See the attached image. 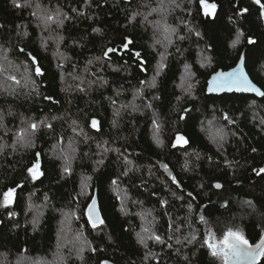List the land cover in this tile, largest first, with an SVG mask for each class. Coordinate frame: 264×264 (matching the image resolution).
<instances>
[{"label": "trees", "instance_id": "16d2710c", "mask_svg": "<svg viewBox=\"0 0 264 264\" xmlns=\"http://www.w3.org/2000/svg\"><path fill=\"white\" fill-rule=\"evenodd\" d=\"M242 53L264 92V0H0V264H249L264 96L206 93Z\"/></svg>", "mask_w": 264, "mask_h": 264}, {"label": "water", "instance_id": "95a60500", "mask_svg": "<svg viewBox=\"0 0 264 264\" xmlns=\"http://www.w3.org/2000/svg\"><path fill=\"white\" fill-rule=\"evenodd\" d=\"M207 81L206 93L208 95H224L237 92L238 94L253 95L257 98L264 96L263 90L250 78L245 67V56L242 53L235 65L227 70H217L209 75ZM216 187H220L216 184ZM102 214L99 206L97 192L95 191L92 201L86 208V215L90 223L99 225L102 222ZM246 247V246H243ZM264 247V237L260 244L247 248L248 262L251 264L256 260ZM103 264H113L105 261Z\"/></svg>", "mask_w": 264, "mask_h": 264}, {"label": "rangeland", "instance_id": "374dc122", "mask_svg": "<svg viewBox=\"0 0 264 264\" xmlns=\"http://www.w3.org/2000/svg\"><path fill=\"white\" fill-rule=\"evenodd\" d=\"M28 1V0H27ZM213 9H214V6L213 5H210V4H205V10L206 11H209V12H211V11H213ZM39 21H42V22H44V19L42 20V17L41 16H38V18H37ZM164 35H162V37H163ZM40 37H41V39H42V42L45 44V45H48L49 43H52V44H54V45H59V40H57V39H54L53 37H51L47 32H46V30H42L41 31V33H40ZM155 41H160V39L159 38H156V40ZM158 42H156V43H158ZM190 72H186V74H185V76H183V79H182V84H181V88H186L187 86H191V81H189L190 80ZM2 84V83H1ZM2 87L3 88H5V89H11L12 87L11 86H8V85H3L2 84ZM189 90H190V88H189ZM213 127V125H209L208 127L210 128V127ZM211 129V128H210ZM211 131H212V129H211ZM210 131V132H211ZM209 132V133H210ZM211 134V133H210ZM213 135V137L211 138V139H216V138H218V136H220V135H215V133L214 134H211V135H209V137L210 136H212ZM183 143H185V139L183 138V137H181V136H177V138H176V141H175V144H183ZM66 228H67V230H68V225H66V224H62V227H61V230L62 231H64V230H66ZM64 235H60V238H59V242H60V248H64V247H66V248H69V247H72L73 246V248L74 247H76L75 249H77L76 250V253L77 254H82V251L84 250L83 248H82V246H80L79 245V243L78 242H76V238H75V236L73 235V234H71L70 232H68L67 233V231L66 232H62ZM81 236H79L78 238H80ZM71 244H73L72 246H71ZM58 245V246H59ZM25 261V259L24 260H21V264L23 263ZM4 262V261H3ZM27 262V261H26ZM39 263V262H38ZM44 263H47V262H44ZM43 262H42V264H44Z\"/></svg>", "mask_w": 264, "mask_h": 264}]
</instances>
